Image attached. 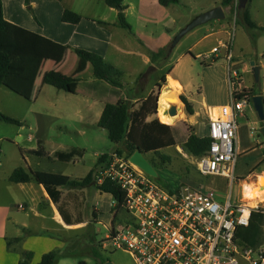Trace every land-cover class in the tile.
<instances>
[{
    "label": "crops",
    "instance_id": "obj_1",
    "mask_svg": "<svg viewBox=\"0 0 264 264\" xmlns=\"http://www.w3.org/2000/svg\"><path fill=\"white\" fill-rule=\"evenodd\" d=\"M221 1L219 4L214 3L203 7L201 13L220 6L226 15V9L230 11L234 3L232 6L223 8L220 5ZM102 2L105 4V0ZM123 5L125 6L123 13L131 27L130 31L119 25L117 10L109 8L106 4L108 11L101 10L95 0H30L28 5L24 0H2L3 17L7 28L1 41L2 49L10 59V70L4 85L0 87V113L17 120L20 123L18 127L27 130V133L26 135L17 133L12 137L7 134L2 135L0 143L6 142L16 147L24 159L25 170L82 179L95 167L99 157L113 153L114 150L110 153L95 152L96 163L92 168L86 167L83 163V167L76 169L75 165L80 161L83 162L87 149L93 148L94 145L86 147L75 144L66 145L52 135L59 124L68 123L83 127L82 132L76 133L85 137L87 135L85 129L94 126L99 128L97 123L106 104H114L118 99H128L136 108L140 100L134 94V89L127 87L123 82V87L120 89L95 79L91 65L79 59L73 50L77 48L97 53L108 64L121 71L122 69L115 64V59L118 57H140L143 58L144 64L150 65L151 52L168 47L169 44L166 43L170 42L171 38L164 33L154 38L143 30H147L149 26L167 27L169 23H180L183 28L188 21L186 17L182 18V15L177 14L174 9L175 4L163 7L159 5L158 0H123ZM65 10L80 15L81 21L76 25L63 23L61 16ZM221 25L219 22V26ZM137 27L142 29L140 34H137L139 37L137 44L140 49L134 51L129 46L128 34L125 31L134 32ZM225 33L228 37V33ZM221 34L220 31L210 33L204 39L215 35L219 37ZM224 42V39L217 38L216 45L211 49ZM171 53L172 50L169 57ZM206 55L199 54L197 58L211 59L209 55ZM169 57L164 63L170 59ZM214 58L217 60L219 57ZM208 59L205 58L204 61ZM208 65L210 66L203 68V72L222 73V81L225 84L226 65L219 63L214 66ZM239 68L241 73L247 71V67L243 64L239 65ZM49 72L77 79L75 93L65 95L64 91L47 85L45 76ZM166 73V82L168 78H171L182 88V91L178 93L179 98L184 89L183 85L172 76V71L168 70ZM151 91L147 92L145 97ZM260 93L264 97V90L262 92L260 90ZM14 95L19 99H14ZM70 95L72 98L75 96L80 99L71 101V97H67ZM225 103L226 100L218 101L210 107H218ZM205 107L209 108V106ZM29 117L32 120L28 122ZM195 127L197 128L196 120ZM21 139L27 143L25 146ZM39 142L46 152L44 157L28 153V151L37 150ZM257 145L261 146L258 143ZM71 150H77L79 155L69 162H62L54 157L55 153H68ZM247 151L250 150L248 148L242 150V152ZM3 155V149L0 148V166L5 164ZM42 162L57 167L61 166L58 164L72 165L74 170L68 174H62L55 169H39L38 165ZM17 167H20V164L14 163L4 177L0 176V264H18L22 251L33 254L29 264H38L46 253L57 250L63 253L73 239L86 234L89 224L99 223L102 220L99 216L101 213L98 208L99 201L102 196L109 194L101 193L93 187L71 190L41 185L35 181L15 184L10 182L8 177ZM88 200L93 202L92 210L91 213L88 211L85 214ZM19 205L23 209H19ZM92 213H96V216L93 217ZM109 214L108 229H111L113 215ZM37 226L42 232L33 231V228ZM17 238L19 241L12 243ZM9 241L12 243L10 247L7 245ZM80 262L84 261L63 257L56 264H79ZM94 262L104 264L103 260Z\"/></svg>",
    "mask_w": 264,
    "mask_h": 264
},
{
    "label": "rangeland",
    "instance_id": "obj_2",
    "mask_svg": "<svg viewBox=\"0 0 264 264\" xmlns=\"http://www.w3.org/2000/svg\"><path fill=\"white\" fill-rule=\"evenodd\" d=\"M95 1L99 9L108 11L102 0ZM219 2L220 0H181V4L175 5L174 9H176L175 11L177 14L179 13L183 16L182 18H187L188 21L185 23L187 25L195 17L202 14L201 9L203 7L214 3L219 4ZM247 7L249 8L251 20L257 26L264 27V0H250ZM226 11L224 20L209 21L187 33L177 45L172 48L170 59L165 63L161 58L156 62H151L150 65L144 64L143 58L140 57H118V59H115L116 66H119L122 71H125L122 82L127 87H132L134 89V94L138 96L139 99H143L150 90H152L151 92L154 96L167 90L166 72L168 70L172 71V76L178 79L183 85L184 89L181 97L186 98L191 104L194 114L188 115L186 113L184 104L181 102L180 97L178 98L177 94L179 100L177 106L181 111L180 118L173 124H170L173 125L172 128L177 131L175 134V141L177 143L184 141L191 132L196 133L200 137H204L207 133L205 106H213V104L222 100L228 102L227 73H224L225 84H223L222 73L203 72V68L210 66L208 64L212 66L217 63L222 65L225 64L221 57L223 50H220V53L217 55V57L219 56L217 60H215L213 55L210 53L208 54L212 46L216 45L217 38H222L226 42L229 36L233 35V54L235 56L233 64H243L247 67V71L241 73L243 86L246 89H250L255 84L249 67V64L254 62L256 66L260 67L259 81L256 83V90L258 92L264 90V33L256 29L245 27L240 21L241 14L235 6L232 7L230 11L227 9ZM218 21L222 24L221 26H219ZM186 25H184V27ZM181 28L180 23H169L167 27L149 26L148 29L143 30V32L149 35L151 34L154 38L164 33L171 38L170 42L168 41L166 43L169 44L168 46H171L173 38ZM140 30L142 29L137 27L134 32L125 31L128 34L127 39L129 41V46L134 51L140 49L137 44L139 43L137 34H140ZM218 31L222 32L221 36L217 37V35H215L204 39L207 34ZM225 32L228 33V37H226ZM199 54L201 56L207 54L211 59L204 61L207 57L197 58ZM163 78H165V82L162 81ZM158 84H160L161 87L158 88ZM65 95L68 94L65 92ZM67 97H71V101H78L77 99H80L75 96L72 98L71 95ZM14 99L19 98L14 95ZM202 108H204L203 111ZM195 110L197 112L196 114ZM154 118H158L161 123H166L161 119L158 108L157 114L149 116L147 121ZM30 120L32 119L29 117L28 122ZM195 120L197 121V128L195 127ZM260 123L252 104L245 106L236 118L238 156L236 160L235 176L240 179L248 180V182H253L252 176L256 174L259 175L261 172V170L259 171L258 168H256V165L264 156V138L260 133ZM82 130L83 127L81 126L63 123L59 124L52 133V135L57 137L56 140L66 145L75 144L83 147L94 145L93 148L87 149L83 162L80 161L79 164L75 165L77 166L76 169L83 167V163L86 167L92 168L96 163V157L94 156L95 152L110 153L116 148V145L109 141L106 131L96 126L89 127L85 129L87 135L84 137L76 133L77 131L82 132ZM17 133L26 135L27 130L20 129L15 125L0 122V136L7 134L12 137ZM21 140L23 141L22 144L25 146L27 143L23 139ZM257 143L261 144V146L257 145ZM0 148L3 149L4 155L2 157L5 161V164L0 166L1 177H4L7 170H9L14 163L20 164V167L24 168V159H22L21 155L18 153L16 147L3 142L0 143ZM244 148H248L250 151L242 152ZM160 153L163 156H168L170 161L162 164L157 156L147 155L145 157L147 160H153L156 166L154 169L157 172V178H150L151 181L167 186L172 190H179L187 187L201 191L211 190L213 192H219L218 199L220 201H223L224 197L229 193L232 194L233 202H236V200L240 198L241 188L238 182L235 181L234 185H232L230 181L226 182L220 178H205L198 175L192 166L190 156L185 154L180 146L169 147L162 150ZM58 165L61 166H52L46 164V162H42V164L38 165V168H45L48 170L55 169L56 172L62 174H68L74 170L72 165ZM261 168L264 170V166ZM254 181L258 182L257 180ZM111 202L112 198L109 195L102 196L98 207L101 212L99 216L102 217V220H100L99 223L95 222L94 224H89L86 234L83 237H79L75 246H71V251L78 249V252L84 254L78 255L77 259H79V261H84L87 264H95L90 256L93 247L100 253L104 264H135L128 253L121 250L110 251L108 241L105 240V237L111 230L110 228L108 229L110 226L109 213H111ZM92 204L93 202L88 200L85 214H87L88 211L91 213ZM128 219L129 217L124 211H122L119 216H116L114 220V231L121 228ZM33 231L42 232L41 228L38 226L34 227ZM93 235L94 239L91 238ZM71 261L77 262L75 259H71Z\"/></svg>",
    "mask_w": 264,
    "mask_h": 264
},
{
    "label": "built area",
    "instance_id": "obj_3",
    "mask_svg": "<svg viewBox=\"0 0 264 264\" xmlns=\"http://www.w3.org/2000/svg\"><path fill=\"white\" fill-rule=\"evenodd\" d=\"M234 6L237 9L236 3ZM220 50L226 65L228 102L206 108L205 137L210 144L204 155L190 159L204 177L232 185L238 182L241 196L233 202L231 193L220 201L219 192L211 190L184 187L169 191L151 181L129 158L111 155L97 183L109 180L120 188L129 219L105 240L110 251L128 253L135 264H264V243L253 248L236 240L237 229L248 227L252 212L264 213V202L252 206L244 195L246 185L252 182L235 176L236 118L251 104V98L245 95L239 65L233 64V35L210 54L217 57ZM259 175L252 176L253 182Z\"/></svg>",
    "mask_w": 264,
    "mask_h": 264
},
{
    "label": "trees",
    "instance_id": "obj_4",
    "mask_svg": "<svg viewBox=\"0 0 264 264\" xmlns=\"http://www.w3.org/2000/svg\"><path fill=\"white\" fill-rule=\"evenodd\" d=\"M24 1L25 4L28 5L30 0ZM249 1L250 0L247 1L244 8H240L239 0H222L220 5L225 8L228 6H232L233 3L235 4L236 2L238 12L241 14L240 21L244 24V26L249 29H256L264 33V27L257 26L251 20L249 8L247 7ZM158 3L163 7H167L171 4H181V0H158ZM105 4L109 8L117 10L119 25L123 29L130 31L131 27L123 13V11L125 10L123 0H105ZM81 19L82 18L80 15L68 10L63 11L61 16V21L63 23L72 25L78 24ZM6 28L7 23L3 17L2 0H0V87L4 85V81L9 76L10 70V59L8 54L2 49L1 41ZM171 50L172 47L168 46L165 49H158L151 52V62H156L159 58H161L162 61H165L169 57ZM73 51L79 59L91 65L93 77L95 79L104 81L114 88L121 89L123 87L122 80L124 77V73L118 68L108 64L102 56L94 52L77 48H75ZM162 81L165 82V78H163ZM45 83L57 90H62L66 93L74 94L77 89L78 80L62 74L49 72L45 76ZM157 86L158 88L161 87L160 84H158ZM256 86L257 84L255 83L252 88L245 89V95H247L249 98L255 95H260L261 93L256 90ZM158 97V94L154 96L151 92L144 99L139 100V104L136 108L135 105L132 104L128 99H118L114 104L105 105L97 126L107 132L109 141L116 145V148L112 154H104L99 157L95 167L84 178L71 179L70 177L64 175L33 172L31 170H25L22 167H18L11 172L8 180L15 184H24L30 181H35L37 184L56 186L71 190H82L88 187H93L95 190L101 193L109 194L112 200L115 202V205L111 208L113 220L110 233H112L114 231L115 217L119 216V214L124 211L122 207L124 196L120 188L109 180H105L102 184L97 183L99 173L108 163L111 155L116 154L118 156L129 158L135 151H139L145 157L147 155L157 156L160 162L164 164L168 163L170 161V158L168 156L161 155L160 152L169 147L178 145L181 147L185 154L192 157H201L208 150L210 144L209 138L205 136L200 137L193 132H191L184 141H181L180 143H177L175 141V134L177 133V131L172 128L173 125L170 124H173L179 118L174 121H168L163 119L160 115L161 119L166 123H161L158 118L147 121V118L149 116L156 115ZM180 100L184 104L186 113L188 115H193L194 111L187 99L180 96ZM0 121L6 124L20 126V123L17 120L10 118L2 113H0ZM260 126H264V122H261ZM28 153L37 157L46 156V152L41 147L40 142L38 143L37 150L28 151ZM78 155L79 152L77 150H71L68 153H55L54 157L59 161L69 162ZM148 161L153 165V167H156L153 160L149 159ZM262 166H264V156L256 168H258V170L260 171L262 170ZM198 175L200 174L198 173ZM205 178L214 177L207 176ZM158 185L169 191L172 190L167 186L161 184ZM191 189L196 190L195 188ZM85 210L87 211V204L85 206ZM92 214L93 217L96 216V213ZM91 238L94 239V235L91 236ZM77 240H79V237L73 239L63 253L57 250L44 254L38 264H56L59 259L63 257L77 258L78 255H84L81 252H78V249H74L71 251V246H75ZM236 240L243 246L253 248H256L263 244L264 213L260 211L252 212L248 227H241L237 229ZM18 241L19 239L17 238L14 239L12 243H16ZM12 243L9 241L7 245L10 247ZM32 256L33 254L31 252L22 251L21 260L18 264H29ZM90 256L94 261L102 262L100 253L93 247L90 252ZM79 264L85 263L80 262Z\"/></svg>",
    "mask_w": 264,
    "mask_h": 264
},
{
    "label": "water",
    "instance_id": "obj_5",
    "mask_svg": "<svg viewBox=\"0 0 264 264\" xmlns=\"http://www.w3.org/2000/svg\"><path fill=\"white\" fill-rule=\"evenodd\" d=\"M248 0H239L240 2V8H244ZM225 15L223 12V9L218 6L215 8H212L197 17H195L191 22H189L185 27L181 28L180 31L175 35L173 38V41L171 43V47H175L177 43L190 31L195 29L196 27L206 24L209 21L212 20H224ZM250 71L252 74V77L254 79V83H258L259 81V71L260 67L256 66L254 62H251L249 64ZM251 104L258 116V119L260 122H264V97L262 95H255L251 97ZM157 113V111H156ZM177 114V105L170 104L167 107V115L169 117H173ZM260 133L264 138V126L260 128ZM129 161L137 166L140 170H142L147 176L150 178L156 179L157 178V172L154 169L153 165L145 158V156L139 152L135 151L130 157Z\"/></svg>",
    "mask_w": 264,
    "mask_h": 264
},
{
    "label": "bare ground",
    "instance_id": "obj_6",
    "mask_svg": "<svg viewBox=\"0 0 264 264\" xmlns=\"http://www.w3.org/2000/svg\"><path fill=\"white\" fill-rule=\"evenodd\" d=\"M167 84V90L163 91L159 96L157 108L163 119L174 121L177 118H180V108L177 106V114L173 117H169L167 115V107L170 104H178L179 100L177 98V94L182 91V88L171 78H168ZM255 180L258 182L254 181L251 184L246 185L244 189L245 198L251 202L252 206L258 204L259 202H264V172H261Z\"/></svg>",
    "mask_w": 264,
    "mask_h": 264
}]
</instances>
